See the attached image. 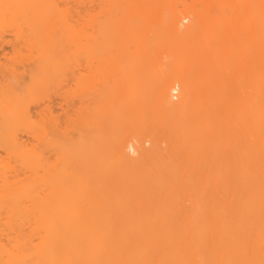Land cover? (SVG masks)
Masks as SVG:
<instances>
[{"label": "bare ground", "instance_id": "bare-ground-1", "mask_svg": "<svg viewBox=\"0 0 264 264\" xmlns=\"http://www.w3.org/2000/svg\"><path fill=\"white\" fill-rule=\"evenodd\" d=\"M166 1L0 0V264H264V216L238 259L219 246L223 230L212 236L209 225L230 224L240 213L252 224L264 202V173L254 150L264 149V129H258L264 123V0H218L225 14L239 11L240 29L246 25L240 53L218 31L211 14L216 0L203 1L205 13L169 8L174 5ZM121 3L163 24L169 37L185 39L176 55L181 63L192 55L195 77L167 74L156 88L157 100L175 111L171 127L180 123L178 142L166 148L156 140L146 145L157 120L146 117L142 102L133 106L131 91L122 99L120 79L109 85L112 74L100 62L111 47L113 9ZM164 29L135 53H145V45L161 50ZM51 84L59 88L58 106L42 97L32 111L27 97ZM173 91H180L179 101ZM139 98L147 101L143 88ZM126 111L145 119L119 116ZM116 121L126 131L130 125L129 131L138 126L149 132L136 140L125 136L129 131L116 134ZM218 148L237 152L222 159ZM194 153L208 161L217 157L222 166L232 160L235 168L230 165L229 174L223 166L222 177L205 178L185 161ZM173 154L183 167L170 162Z\"/></svg>", "mask_w": 264, "mask_h": 264}, {"label": "rangeland", "instance_id": "rangeland-1", "mask_svg": "<svg viewBox=\"0 0 264 264\" xmlns=\"http://www.w3.org/2000/svg\"><path fill=\"white\" fill-rule=\"evenodd\" d=\"M167 1H169L170 3H172L174 5V6H172L169 4L170 5L169 8L181 9L183 7H194L201 12H204V13L206 12V7L203 4L204 0H167ZM218 3H219V1L216 0L215 3L211 4V6H212V13L211 14L216 16V18L220 24V30L218 27V31H219V33H221L220 31H222V29H223L224 32L222 31V33H224V34L226 33V34H228V36H230L233 44H235V46L237 48V53L238 52L240 53V51H239L240 50V33L245 32L244 28L246 27V25L244 28L241 26L242 28L240 29V13H239V11L235 12V11H233L234 9H232V10L226 9L225 10L226 14H225L224 12H222L219 9ZM123 4L124 3H121L120 5H118V7H120L119 11L115 10V7L113 9V12H115L116 14H113V17H115V19L112 21V24H111V26H113V33L110 37L111 38V47L109 49H107L106 51L104 50L105 51V52H103L104 53V59H103L104 61H102L100 59L101 60L100 62H102V63L104 62L103 64L107 65V68H109V72H111V74H112V76H109V85L114 86V84H115L114 78L120 79L122 84H121L120 88H118V94L122 97V99H126L128 96V92L131 91V93L134 95V100L132 102L133 106L138 108L137 106H139L140 103L142 102L143 104H145V108L147 109L146 111H148V112H145L146 115L148 113V115L146 117L153 116L151 118L149 117L150 120H152V118L157 120V123L156 122L153 123L155 126L151 127L149 125V128H150L149 130L151 131L150 135H149L150 136L149 139L151 138L152 140H150V141L148 140L146 145L151 144L152 141L156 140L157 143L160 144V142H161L162 147L166 148V147L170 146L172 143L174 144V141H175V143L178 142V134H177L175 127L177 128L178 127L177 124H180V123L175 121L177 126L173 123L174 125H173V127H171V125H170L171 121H173V119L176 115L175 111H173L172 109H169L166 106L162 105L157 100L156 88H157L158 82L161 81L162 78L166 77L167 74L168 75H175V74H177L178 71H180V72L187 74L191 77H195L196 72L189 66V58L192 55L190 54L191 52H189L188 54H185L187 59L185 62L181 63L177 59L176 55H178L179 44L182 41H184L185 39H182V38L176 39L173 37H169L171 34L170 29L165 30L163 27L164 25L160 24V22H158L155 19L145 20V19L141 18V16H139L136 13V11L129 13L128 9H126L127 5L124 4L125 5L124 6ZM161 6H162V4L158 8H161V10H162L163 6L162 7ZM164 7H165V5H164ZM166 7H168L167 3H166ZM167 14H168L167 10L166 11L163 10L162 15L165 17V16H167ZM244 16L242 15V17H244ZM208 18L210 20H212L214 17L208 16ZM216 18H214L213 20H215ZM163 22H165V21H163ZM185 23L188 24V21L187 22L185 21ZM219 24H217V25H219ZM243 24H244V22H243ZM160 28H163L166 32V33H163L164 32V30H163L162 33L164 34V36L159 41V46H161L162 49L161 50H155L150 45H145V47L147 48V51L145 53H135V50L142 43H152L154 40H156L155 32L160 30ZM240 30H242V31H240ZM242 37L245 38L244 36H242ZM197 38H198V40H202V38L199 35L197 36ZM194 40H195L194 37L187 38V41L189 42L188 44L190 46L194 44ZM168 49H174V50L169 51ZM101 54H102V52H101ZM254 56L255 57L258 56V53L256 52ZM116 60L119 61V63L121 64V66L119 68H116ZM98 61L99 60H97L96 63H98ZM80 62H81V64H80L81 66H82V64H83V67H84V65L87 66L86 64H84L87 61L84 60L83 58L80 59ZM83 67H82V70H83ZM84 69H85V67H84ZM84 72H86V71L84 70ZM128 83H132L136 86L138 85V87L136 88V86H134V89H130L127 86ZM244 84H246V77L244 78V81L241 82L242 86ZM101 87H103V85L99 86V88H101ZM107 87L108 86L104 87L103 90L104 91L107 90ZM109 87H108V90H109ZM142 88H143V90H145V94L147 96L146 102L142 101L139 98V93L142 90ZM139 89H140V91L137 94ZM88 93H89V91L87 92V94ZM243 94H244V92L242 91V89H240V101L244 98ZM83 95H86V93L84 92ZM172 96H173L175 101H179L181 99L180 91L179 92L173 91ZM42 97L44 98V100L47 104L51 105L53 108H56L58 106V102L60 101L58 86L55 84H51V86L49 85L48 88H46L43 93H33V94L29 95L27 97V100L33 101L30 105V109L32 111H34L36 109L35 104H37L38 100L41 99ZM87 97L89 98V96H87ZM42 101L43 100H41L40 103H42ZM142 103H141V105H142ZM142 106H144V105H142ZM122 113L123 114L120 113L119 116L121 115L123 117V119L129 117V119H131V121H132L133 117L140 118V119H138L139 121H141V119H143L145 117L144 116L145 114H143L142 116H139L138 114H137L138 116H134L136 114L133 115L132 113H128L127 111L122 112ZM154 116H155V118H154ZM118 117H116V118H118ZM122 117H119V118H122ZM118 119H116V120H118ZM146 119H148V118H146ZM156 120H154V121H156ZM118 121L121 122V120H118ZM128 121H130V120H128ZM128 121H127V124H128ZM131 121H130L131 124L135 123L134 119H133L134 123H132ZM154 121H152V122H154ZM152 122H151V125H153ZM123 123H124V121H123ZM116 124H118V122ZM125 125H126V123H125ZM119 126H120L119 127L120 130L115 129L116 125L113 128V129H115L114 132L115 131L117 132L116 134H121V133H123V131H125V133H124V135H125L129 131L128 127H130V125L129 126L126 125V128L128 129L127 131L124 128V125L122 126V124H121ZM141 128L138 126H137V128H133V129L131 128V130L128 133L129 135L127 134L128 136L127 135H125V136L126 137L132 136L135 138L134 140H136L138 137L140 138L139 134L149 132V130L146 129L147 127H145V129H144V130H146L145 132H143L144 130H143V128L142 129ZM153 128H154V131L152 130ZM169 128H172V130H170ZM138 129H140L141 131L139 130L140 131L139 132ZM159 129H160V131H159ZM258 129H260V130L264 129V123L263 122L259 125ZM120 131H122V132H120ZM171 131H173V132L171 133ZM118 132H120V133H118ZM133 133H136V135L134 134L135 136H133ZM169 133H170V135H169ZM243 136H244V134L241 133L240 138H242ZM153 138H154V140H153ZM172 140H173V142H172ZM220 148H218V152L216 153V156L220 157V155H218V154H221L222 159L227 158V160H230L234 156L233 151H235V153L237 152V150H235V149H233V151H232V149H230V150L229 149L219 150ZM253 149L254 148L250 149L251 152ZM178 150L176 149L175 152ZM223 150H224L223 155L225 157H223V155L221 153ZM240 150H241V148H240ZM250 150H249V147H247L245 151H250ZM254 150H255V152H257L256 160L258 159L257 160L258 164L262 163V170L260 172H262V174H263L264 173V149L259 148V149H254ZM254 150H253V152H254ZM228 151H229V154L227 153ZM194 152H198V151L196 150ZM231 152L233 153V155H231V158H230L229 155L231 154ZM177 153H179V151ZM226 154H228L227 155L228 157L226 156ZM132 155L135 156L136 154H132ZM173 155L174 156L172 157V159L174 157L176 158V156H175L176 154H173ZM177 155H178V157H180L179 154H177ZM205 156H204V154L199 155V153H198V155H197L194 153L192 155V159L185 160V161L188 163V165L191 166V169H193V170L194 169H200L203 172V177H205V178H207V177H210V178L222 177V174H220V171H221V173L223 172V166L228 168L227 171L229 172V174L231 173L233 168H235L234 164L232 165V160L231 161H223L225 163L227 162V165L222 166L223 163L219 157L218 158L220 159L219 160L220 162H218V159L215 156H214L215 157L214 160L217 159V160H215L216 162L214 160H211L212 161L211 162V161L206 160V158H208V157H205ZM178 157L175 160L174 159L170 160L171 158L169 160L173 165L183 167V165L182 166L180 165V163H182V160L179 161ZM184 162H183V164H184ZM187 163L184 165L187 166ZM209 163H211V165ZM230 165H232L234 167L232 168V166L230 167ZM231 168H232V170H231ZM217 173H218V175H217ZM252 177L254 178L256 176H252ZM256 178H258V177H256ZM254 180H255L254 182H258V181H256L255 178H254ZM222 181H223V179L221 178L220 182H222ZM262 183H263V186L260 189L264 190V181L263 180H262ZM231 190H233V188ZM233 191L235 192L236 190H233ZM256 201H258V200H256ZM257 209H258V211H260V216L257 215V217L254 218V221L252 224L248 223V221L245 219L246 215L241 216V213L236 215L237 218L234 219L232 223L230 222V224L226 221H223L222 226H220V224L214 225L213 224L214 222L210 221L209 225L212 226V228H213V232L211 234L212 236H215L214 232L216 230H219V229L223 230V232L221 234L223 236V240L221 241V244H219V246L223 247L224 251L227 252L228 255L234 256V258H237V259L240 258V247L242 246V242H244V240H246V238H248V236L256 239V236H255L256 232L255 231H256L257 225L260 222L259 221L260 217L263 218V216H264V202H260L258 204ZM239 231H240V233H238ZM216 247H218V246H216ZM214 249L211 248V250H212V257L211 258L217 260V258H214V257H216V256H214V253H213V251H215ZM196 253H198L197 247H196ZM212 261L214 262V260H212Z\"/></svg>", "mask_w": 264, "mask_h": 264}]
</instances>
